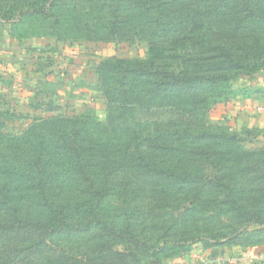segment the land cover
<instances>
[{
  "label": "trees",
  "instance_id": "16d2710c",
  "mask_svg": "<svg viewBox=\"0 0 264 264\" xmlns=\"http://www.w3.org/2000/svg\"><path fill=\"white\" fill-rule=\"evenodd\" d=\"M20 3L12 16H0V30L5 29L10 37L21 39L17 32L24 16L35 14L44 23L50 17L60 19L67 11L80 10L96 13L94 25L110 34L119 35L127 30L142 35L159 55L152 54L144 60L113 58L100 62V90L110 96L106 97L107 107L118 113L108 116L106 121L88 115L42 119L16 139L5 143L0 140V204L10 217L18 219L0 220V237L22 232V242L31 250L39 249L36 254L46 256L53 253L49 243L55 239L81 238L99 227L103 233L99 250L93 258H80L79 264L137 263V254L105 244L109 237L122 236L99 217V202L109 196L117 200L131 198L132 187H142L152 180L171 183L173 191L189 194L192 184L212 178L191 176L188 170L176 173L174 167L195 163L197 158L214 171L223 170L230 162L244 166V170L255 166L253 159L258 154L244 149L243 139L232 138L225 126L209 123L206 111L213 93H234L228 88L234 73L258 64L264 66V0ZM212 21L221 24L225 36L219 41L207 38L204 42L197 28ZM202 35L206 36V32ZM257 91L255 95H264L256 94ZM155 106L173 116L153 123L152 135L139 134L142 126L136 122L133 128L120 129L132 110L148 111ZM106 124L115 128L113 134L99 133L98 128L104 131ZM254 179L259 180V176ZM231 201L234 207L235 200ZM72 202L81 224H72L70 220ZM214 203L226 202L217 198ZM232 210H225L222 215ZM185 211L193 213L195 205ZM234 238L240 240L238 235ZM125 239L138 246L135 238ZM211 239L213 242L207 248L226 246L225 239L232 238L221 236L223 242ZM191 241L192 238H183L177 243ZM32 254L29 252L26 261L19 264H50L48 260L34 261ZM143 254L144 250H140L139 255ZM63 257L68 260V256ZM63 257L61 264H65Z\"/></svg>",
  "mask_w": 264,
  "mask_h": 264
},
{
  "label": "rangeland",
  "instance_id": "374dc122",
  "mask_svg": "<svg viewBox=\"0 0 264 264\" xmlns=\"http://www.w3.org/2000/svg\"><path fill=\"white\" fill-rule=\"evenodd\" d=\"M18 4H21L20 0H0V16H12L17 12ZM96 15L72 10L59 16L60 19L54 16L44 23L35 14L23 17L17 35L25 42L26 47L35 51V54L29 55L33 63L27 61L24 65L30 68L33 64L40 73L30 75L27 82H23L18 73L21 71L16 69L17 71L8 73L12 74V79L1 81L2 142L23 135L30 125L42 119L88 115L98 121H106L108 116L118 114L107 107L106 97L110 96L100 90V62L113 58L144 60L152 54L158 56L159 51L150 49L142 35H134L127 30L113 35L100 29V26L94 25ZM85 23L88 25H84ZM199 30V36L204 42L207 38L219 41L225 36L224 28L218 21L202 24L197 28ZM203 32H206V36L202 35ZM28 40L34 45L27 44ZM46 75L50 76L47 78ZM21 83L25 86L20 85ZM228 84V88L234 90L235 94L213 93L208 101L206 120L211 124L225 126L232 138L243 139L241 144L244 149L258 154L253 159L256 161L255 166L244 170V166L230 162L223 170L214 171L203 159L197 158L195 163L174 167L177 168L176 173L188 170L191 176L199 174L204 180L212 178L200 184H192L189 194L173 191L171 183L152 180L142 187L137 186L138 184L135 189L132 187L131 198L128 196L125 200L122 197L117 200L114 196H109L101 204L99 202V217L107 223L109 229L122 236L118 239L109 237L105 244H114L116 248L125 249L129 254H137L139 261L131 264H158L168 259L171 263L180 258L186 260L196 245L207 248L213 242L212 237L221 240V236L232 238L229 241L225 239L226 246H222L235 250L232 255L239 256L255 248L264 250V164L260 163L264 161V127L244 128L225 120L215 122L211 114L217 105L245 95L254 96L255 90H258L256 94H264V66L258 64L234 73ZM219 90L222 92L224 89ZM50 106L56 109L49 110ZM171 116L173 115L159 109V106L148 111L132 110L127 120L121 122L120 129L125 131L133 128L136 122L142 126L137 131L139 134L152 135V124L166 121ZM114 129L107 124L104 131L98 128L100 134L112 133ZM256 176H259V180L254 179ZM129 178L133 182V174ZM217 198L224 199L226 203L215 204ZM232 199L235 200L234 207L231 205ZM192 205H195V211L186 212L185 209ZM2 206L0 204V220H18L10 217ZM230 208H233L231 213L222 215ZM70 211L72 224H81L74 202L70 204ZM22 234L18 232L0 237V263L19 264L22 260L26 261L29 252H33L31 258L34 261L48 260L50 264H61L60 258L68 256V260L63 257L65 264H79L80 258L95 256L100 248V235H103L97 227L81 238L72 237L65 241L55 239L49 243L53 253L44 256L42 253L36 254L39 249H29L22 242ZM237 235L240 240L234 238ZM127 237L135 238L138 246L132 245L125 239ZM183 238H192V241L177 243ZM140 250H144L143 255H139Z\"/></svg>",
  "mask_w": 264,
  "mask_h": 264
},
{
  "label": "crops",
  "instance_id": "0c3cea01",
  "mask_svg": "<svg viewBox=\"0 0 264 264\" xmlns=\"http://www.w3.org/2000/svg\"><path fill=\"white\" fill-rule=\"evenodd\" d=\"M35 40V39H34ZM29 45L31 41L26 42ZM36 43V42H33ZM32 48L25 46V42L10 37L5 29L0 30V84L1 81L4 82L5 79H12V74L10 72H18L23 82H27V77L30 75L39 74L40 71L31 64L29 66L24 65L27 61L33 63V60L29 59V55L35 54ZM56 57H59L56 55ZM17 69V70H16ZM47 76V75H46ZM45 76V77H46ZM50 75L47 76V78ZM46 78V79H47ZM26 84V83H25ZM20 85L25 86L24 83ZM21 87V86H20ZM21 89V88H20ZM258 106H264V96L254 95L250 97H238L227 103H222L217 105L212 111V119L215 122H220L222 120L228 123L233 122L236 126L244 128H263L264 127V110H258ZM235 250L222 247L214 246L209 248H202L199 245L192 250V254L184 258L175 259L174 262L170 263V259L163 263L158 264H175L177 262L184 263L185 261H192L194 264H207L206 260L208 258H216L219 256L226 257H242L241 261L233 264H264V250L262 248H255L252 250L245 251L241 255H232Z\"/></svg>",
  "mask_w": 264,
  "mask_h": 264
},
{
  "label": "built area",
  "instance_id": "2783aa9c",
  "mask_svg": "<svg viewBox=\"0 0 264 264\" xmlns=\"http://www.w3.org/2000/svg\"><path fill=\"white\" fill-rule=\"evenodd\" d=\"M259 111L264 109V106H258L257 108ZM242 257H226V256H219L216 258H208L206 260L207 264H233L238 261H241ZM180 264H194L192 262H184Z\"/></svg>",
  "mask_w": 264,
  "mask_h": 264
}]
</instances>
